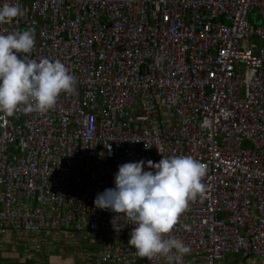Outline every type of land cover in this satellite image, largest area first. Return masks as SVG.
Masks as SVG:
<instances>
[{
  "label": "built area",
  "instance_id": "1",
  "mask_svg": "<svg viewBox=\"0 0 264 264\" xmlns=\"http://www.w3.org/2000/svg\"><path fill=\"white\" fill-rule=\"evenodd\" d=\"M3 3L24 15L0 34L31 29L29 58L61 60L75 90L46 113H0L1 233H109L92 258L168 264L138 257L134 225L115 231L93 202L119 165L183 155L206 174L171 233L189 248L178 264L264 259V0Z\"/></svg>",
  "mask_w": 264,
  "mask_h": 264
},
{
  "label": "clouds",
  "instance_id": "2",
  "mask_svg": "<svg viewBox=\"0 0 264 264\" xmlns=\"http://www.w3.org/2000/svg\"><path fill=\"white\" fill-rule=\"evenodd\" d=\"M23 15L17 4L0 5V23ZM34 47L31 29L0 34V113L9 117L17 111L46 113L61 92L75 90V77L61 60L29 58ZM205 174V165L191 156L125 162L114 174V187L97 193L93 203L115 214V231L134 225L127 243L138 257L151 261L161 256L168 264H178L189 248L171 233L188 202L203 194Z\"/></svg>",
  "mask_w": 264,
  "mask_h": 264
},
{
  "label": "crops",
  "instance_id": "3",
  "mask_svg": "<svg viewBox=\"0 0 264 264\" xmlns=\"http://www.w3.org/2000/svg\"><path fill=\"white\" fill-rule=\"evenodd\" d=\"M49 232H54L57 236H59L57 232L66 233L65 235H60L57 241L63 242L68 240V242L73 243L72 248L70 249L60 246L59 249H57L56 245H51V247L50 245H47L45 247L47 251H45V248L43 247L41 251L42 254H31V251L27 249L26 244H24V247L20 250L15 248L10 249L6 245H0V264H106L92 258V256L98 248L109 245V242L113 240V235L109 233H101L96 237L90 235L83 237L81 234H73L68 232V230L47 231L44 232V234L49 236ZM12 233H16L19 239L24 241H27L29 236L26 233L11 230L5 233L0 232V235L9 236ZM14 240L16 242L21 241L18 239ZM253 258L259 262L258 264H264V259ZM249 262L253 264L252 261Z\"/></svg>",
  "mask_w": 264,
  "mask_h": 264
},
{
  "label": "rangeland",
  "instance_id": "4",
  "mask_svg": "<svg viewBox=\"0 0 264 264\" xmlns=\"http://www.w3.org/2000/svg\"><path fill=\"white\" fill-rule=\"evenodd\" d=\"M51 231H54V230H51ZM57 233L59 234V236H57L56 233L54 232H49V236H46L44 232H37L36 234L29 235L27 238V241L19 239L16 233H12L9 236L0 235V245H4V246L6 245L10 249L15 248V249L20 250L22 247H24V244H26L27 249L31 251V254H34L33 249L30 248V247H33L34 243H38L41 246V249H43V247L45 248L47 245H50V247L51 245H54V246L56 245L57 249H59L60 246H64V247L71 249L73 246V243L68 242V240L63 241V242L57 241L60 235H65L66 233L64 232H57ZM14 239H18L21 241L16 242ZM45 251H47L46 248H45ZM35 254H42V253H35ZM249 261H252L253 264L259 263L252 256H248L245 259L246 264H251V262Z\"/></svg>",
  "mask_w": 264,
  "mask_h": 264
}]
</instances>
